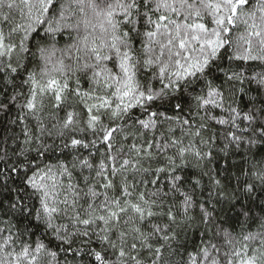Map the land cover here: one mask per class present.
<instances>
[{
    "label": "snow or ice",
    "instance_id": "obj_1",
    "mask_svg": "<svg viewBox=\"0 0 264 264\" xmlns=\"http://www.w3.org/2000/svg\"><path fill=\"white\" fill-rule=\"evenodd\" d=\"M0 264H264V0H0Z\"/></svg>",
    "mask_w": 264,
    "mask_h": 264
}]
</instances>
